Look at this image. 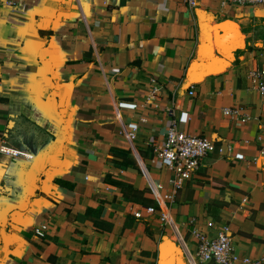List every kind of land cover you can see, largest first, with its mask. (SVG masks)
Returning <instances> with one entry per match:
<instances>
[{
  "label": "crops",
  "instance_id": "1",
  "mask_svg": "<svg viewBox=\"0 0 264 264\" xmlns=\"http://www.w3.org/2000/svg\"><path fill=\"white\" fill-rule=\"evenodd\" d=\"M263 84L264 5L0 0V264H264ZM173 119L224 153L169 200Z\"/></svg>",
  "mask_w": 264,
  "mask_h": 264
},
{
  "label": "built area",
  "instance_id": "2",
  "mask_svg": "<svg viewBox=\"0 0 264 264\" xmlns=\"http://www.w3.org/2000/svg\"><path fill=\"white\" fill-rule=\"evenodd\" d=\"M191 9L197 6L198 0H185ZM223 4L240 5H264V0H222ZM264 89V84L261 86ZM191 94L193 91L190 92ZM242 108L238 106H226L223 113L231 120L244 122L249 116L243 115ZM223 145L208 138L207 136L190 134L185 132L177 120H172L166 133L165 141L161 146H156L154 152L162 167L171 172L169 184V200H173L178 191L190 180L194 174L205 163V160L216 151L223 152ZM3 152H10L14 155L22 154L21 151L2 148ZM224 153V152H223ZM30 158L28 154L25 155ZM153 211V209H149ZM141 216V211L135 212ZM46 225L35 228L38 236H45ZM198 238L197 251L195 256L189 260L191 264L213 263V264H236L238 256L233 244L230 226L223 224L215 236H208L201 232H195ZM262 258L256 260V264H263Z\"/></svg>",
  "mask_w": 264,
  "mask_h": 264
},
{
  "label": "trees",
  "instance_id": "3",
  "mask_svg": "<svg viewBox=\"0 0 264 264\" xmlns=\"http://www.w3.org/2000/svg\"><path fill=\"white\" fill-rule=\"evenodd\" d=\"M239 44V43H238ZM242 44V43H241ZM237 47V45L236 46H234V48H232L231 50H229V53H228V57L229 56H231V53L234 51V49Z\"/></svg>",
  "mask_w": 264,
  "mask_h": 264
},
{
  "label": "water",
  "instance_id": "4",
  "mask_svg": "<svg viewBox=\"0 0 264 264\" xmlns=\"http://www.w3.org/2000/svg\"><path fill=\"white\" fill-rule=\"evenodd\" d=\"M178 264H181V263H178Z\"/></svg>",
  "mask_w": 264,
  "mask_h": 264
}]
</instances>
